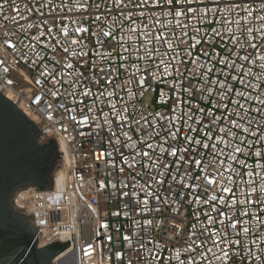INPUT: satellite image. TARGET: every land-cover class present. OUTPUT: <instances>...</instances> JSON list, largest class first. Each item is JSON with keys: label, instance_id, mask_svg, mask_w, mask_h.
I'll list each match as a JSON object with an SVG mask.
<instances>
[{"label": "built area", "instance_id": "built-area-1", "mask_svg": "<svg viewBox=\"0 0 264 264\" xmlns=\"http://www.w3.org/2000/svg\"><path fill=\"white\" fill-rule=\"evenodd\" d=\"M0 92L70 150L54 264H264V0H0Z\"/></svg>", "mask_w": 264, "mask_h": 264}, {"label": "water", "instance_id": "water-1", "mask_svg": "<svg viewBox=\"0 0 264 264\" xmlns=\"http://www.w3.org/2000/svg\"><path fill=\"white\" fill-rule=\"evenodd\" d=\"M39 125L0 92V264H54L71 241L68 236L41 245L38 229L23 209V190L52 189L70 150L55 135L41 142Z\"/></svg>", "mask_w": 264, "mask_h": 264}, {"label": "bare ground", "instance_id": "bare-ground-1", "mask_svg": "<svg viewBox=\"0 0 264 264\" xmlns=\"http://www.w3.org/2000/svg\"><path fill=\"white\" fill-rule=\"evenodd\" d=\"M25 113H26L27 115H29L32 119H34V117L30 114V112H28V111L25 110Z\"/></svg>", "mask_w": 264, "mask_h": 264}]
</instances>
